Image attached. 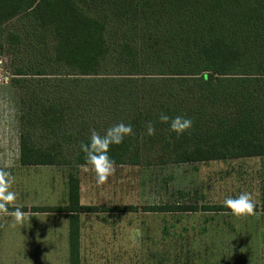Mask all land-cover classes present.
<instances>
[{"label": "trees", "instance_id": "obj_1", "mask_svg": "<svg viewBox=\"0 0 264 264\" xmlns=\"http://www.w3.org/2000/svg\"><path fill=\"white\" fill-rule=\"evenodd\" d=\"M88 1L0 0V54L6 47L20 48L25 42L35 49L37 38H48L52 41L50 61L75 75L72 80L82 92L92 88L102 104L124 105L132 133L109 146L113 165L138 164L140 140L149 124L154 133L147 139L159 137L161 150L172 163L264 158V0H94L108 4V9H96ZM133 12L139 20L129 22ZM112 16L120 20L118 38L110 37ZM16 18L21 28L3 29ZM148 29L151 33H146ZM15 73L22 76L26 70L18 67ZM48 108L52 112L40 115L31 125L28 116L21 114L29 132L22 128L20 161L22 165L72 167L68 204L40 209L69 213V264H82L80 214L110 208L81 204L78 167L92 166L81 145L90 143L91 136L60 133L63 109L56 102ZM162 115L169 121H162ZM176 116L192 121L180 135L170 128ZM35 121L42 122L58 145L33 141ZM63 143L75 145L66 158L58 153ZM258 208L254 204V211ZM150 209L200 210L197 205ZM204 209L230 212L223 204H208Z\"/></svg>", "mask_w": 264, "mask_h": 264}, {"label": "rangeland", "instance_id": "obj_2", "mask_svg": "<svg viewBox=\"0 0 264 264\" xmlns=\"http://www.w3.org/2000/svg\"><path fill=\"white\" fill-rule=\"evenodd\" d=\"M88 2L96 9L109 8L99 1ZM130 14L129 22L139 20L136 12ZM117 21L120 20L111 17L112 38L121 36ZM153 22L158 23L156 19ZM21 27V20L16 18L3 29ZM147 32L151 33L149 29ZM138 33L142 35L144 31L141 29ZM36 42V51L35 45L25 42L20 48L6 47L0 54V164L18 160L22 128L28 130V124L34 119L50 114L48 106L55 102L65 114L57 128L60 133L74 131L91 136L93 130L101 133L119 123L126 125L128 114L124 105L102 104V98L92 88L82 92L72 80L75 75H69L50 61L52 41L37 38ZM18 67L26 73L16 75ZM37 70L44 73L38 74ZM19 79L22 81L17 82ZM23 112L28 116V124L21 120ZM31 131L38 145L56 143L41 121H35ZM148 135L147 132L140 140L138 164L113 165L103 183H97L92 166L78 168L83 204L117 208L116 213H105L107 222L120 219L123 224L125 219L131 225L130 233L126 234L129 244L116 249V256L111 253L109 259H98L96 263L264 264V158L177 164L161 150L159 137L152 140L147 139ZM74 150L75 145L63 143L58 153L66 158ZM60 169L67 175L72 171L69 165H62ZM0 172L7 173L11 179L14 174L8 168ZM240 192L250 193L253 204L259 206L253 215L236 217L228 211L204 209L208 204H223L226 197ZM169 205H197L200 210L150 209ZM122 210H126L125 214ZM97 249L110 250L107 246Z\"/></svg>", "mask_w": 264, "mask_h": 264}, {"label": "crops", "instance_id": "obj_3", "mask_svg": "<svg viewBox=\"0 0 264 264\" xmlns=\"http://www.w3.org/2000/svg\"><path fill=\"white\" fill-rule=\"evenodd\" d=\"M60 166L62 164L22 165L20 154L13 163L0 164V169L8 168L14 172L8 190L16 193V197L11 205L6 206L19 207L27 214L23 224H15V210L0 212V264H69V213L40 209L68 204V175L61 172ZM81 185L80 179V202L83 204ZM112 211L118 212L109 209L80 214L82 264H108L95 260H107L116 249L129 244L126 234L128 236L131 231L130 220L126 223L124 219L123 224L120 219L107 222L104 215ZM122 211L125 214L126 210ZM103 246L110 250L97 249Z\"/></svg>", "mask_w": 264, "mask_h": 264}, {"label": "clouds", "instance_id": "obj_4", "mask_svg": "<svg viewBox=\"0 0 264 264\" xmlns=\"http://www.w3.org/2000/svg\"><path fill=\"white\" fill-rule=\"evenodd\" d=\"M160 119L164 122L169 121L167 115H162ZM191 125V119L183 116H176L171 119L170 128L172 131L176 132L177 135H180L189 129ZM147 132L149 135L154 133V128L151 124H149L147 128ZM131 133V125L119 123L109 128L103 136L93 130L90 143L81 145L82 150L86 153V162L91 164L94 168L97 183L105 182L113 170V161L108 155L109 146L120 144L124 137ZM11 183V177H9L7 173L0 172V211L6 212V205H11L15 200L16 193L8 190ZM223 205L236 217L254 214L252 196L248 192H240L234 197H226L223 200ZM13 215L15 224H23L27 220V214L22 212L19 207L15 209Z\"/></svg>", "mask_w": 264, "mask_h": 264}]
</instances>
